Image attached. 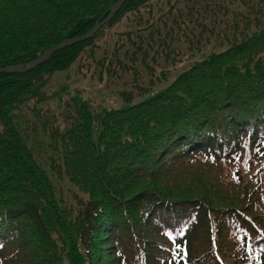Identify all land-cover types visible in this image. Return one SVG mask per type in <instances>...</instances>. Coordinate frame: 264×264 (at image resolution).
Wrapping results in <instances>:
<instances>
[{"label":"trees","instance_id":"16d2710c","mask_svg":"<svg viewBox=\"0 0 264 264\" xmlns=\"http://www.w3.org/2000/svg\"><path fill=\"white\" fill-rule=\"evenodd\" d=\"M117 1L0 0V69ZM70 76L127 105L61 126ZM0 123V264H264V0H128L0 74Z\"/></svg>","mask_w":264,"mask_h":264},{"label":"rangeland","instance_id":"374dc122","mask_svg":"<svg viewBox=\"0 0 264 264\" xmlns=\"http://www.w3.org/2000/svg\"><path fill=\"white\" fill-rule=\"evenodd\" d=\"M194 60L184 61L183 64L179 66V69H172L173 72L169 71L172 75L170 80H173L177 74L182 71V66L190 65ZM189 63V64H188ZM163 66H166L163 64ZM178 66V65H177ZM176 66V67H177ZM166 69L170 70V67L166 66ZM182 68V69H181ZM159 67H155V73L157 74ZM72 72L69 73V75ZM74 76H70L71 88L69 93H64L59 91L61 89V84H57L56 81H52L51 85H55L54 89L50 90L57 94L53 95L47 102L40 104L37 108L40 112H43L46 116L54 114L57 116V122L61 126H69L72 122L74 113H75V104L76 102L83 101L92 112H98L100 110H109V109H118L127 104L124 99L121 98L120 93L122 91H130V85L127 83L128 79L124 78L122 83L115 82L110 83L109 81H100L96 76L89 77L80 80L74 81ZM55 83V84H54ZM61 98L63 103L57 99ZM142 98L130 99V103H135L141 100ZM35 114V112H34ZM69 115L72 117L69 118ZM4 132V126L0 123V134ZM65 186L62 187L64 194H66Z\"/></svg>","mask_w":264,"mask_h":264},{"label":"water","instance_id":"95a60500","mask_svg":"<svg viewBox=\"0 0 264 264\" xmlns=\"http://www.w3.org/2000/svg\"><path fill=\"white\" fill-rule=\"evenodd\" d=\"M128 0H118L114 3L109 9L107 16L101 17L94 25V27L89 30L86 34L76 37V38H66L59 45L52 47L45 51L38 59L28 64L27 66H17V67H6L0 69V74H21L27 73L43 64L47 61L55 52L62 51L66 48H69L73 45L85 42L90 39L99 29H101L105 24H107L120 10V8L126 3Z\"/></svg>","mask_w":264,"mask_h":264}]
</instances>
